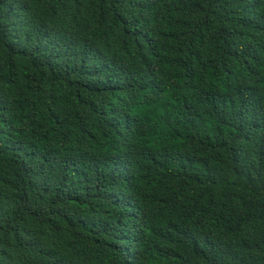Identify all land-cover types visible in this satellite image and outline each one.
Masks as SVG:
<instances>
[{
	"label": "trees",
	"instance_id": "obj_1",
	"mask_svg": "<svg viewBox=\"0 0 264 264\" xmlns=\"http://www.w3.org/2000/svg\"><path fill=\"white\" fill-rule=\"evenodd\" d=\"M0 264H264V0H0Z\"/></svg>",
	"mask_w": 264,
	"mask_h": 264
}]
</instances>
